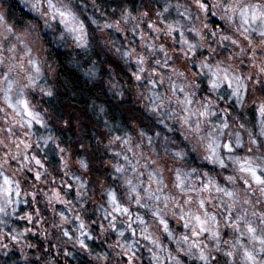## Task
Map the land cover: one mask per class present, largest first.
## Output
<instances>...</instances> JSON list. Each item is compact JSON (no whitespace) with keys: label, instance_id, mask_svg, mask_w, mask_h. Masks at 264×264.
Wrapping results in <instances>:
<instances>
[{"label":"clouds","instance_id":"clouds-1","mask_svg":"<svg viewBox=\"0 0 264 264\" xmlns=\"http://www.w3.org/2000/svg\"><path fill=\"white\" fill-rule=\"evenodd\" d=\"M0 264H264V0H0Z\"/></svg>","mask_w":264,"mask_h":264}]
</instances>
